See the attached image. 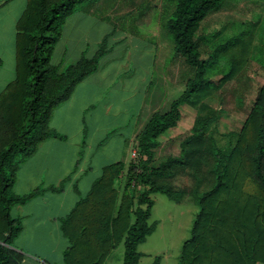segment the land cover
<instances>
[{
  "label": "trees",
  "instance_id": "16d2710c",
  "mask_svg": "<svg viewBox=\"0 0 264 264\" xmlns=\"http://www.w3.org/2000/svg\"><path fill=\"white\" fill-rule=\"evenodd\" d=\"M97 1L28 0L17 23L16 76L0 92V264H21L24 257L11 247L20 230L11 207L44 190L13 192L21 163L42 141L59 136L50 124L53 110L98 69L109 50L107 37L92 56L83 54L66 66L53 61L67 18ZM173 1L167 27L193 75L170 108L154 112L139 133L142 157L127 168L123 162L105 166L87 196L64 219L62 229L71 241L66 264H104L121 242L123 264H139L144 255L139 245L157 227V221L151 222L157 192L177 202L192 195L199 206L179 264L264 263V82L239 129L216 134L220 111L210 102L239 77L250 59L264 67V49L257 55L260 48L250 30L206 50L199 34L202 22L225 0ZM184 104L198 110L193 132L182 139L178 154L158 158L160 137L177 126ZM201 144L207 146L205 154ZM204 159L210 161L207 179L199 175L198 162ZM190 168L196 179L191 191L176 183ZM122 176L126 181L121 190ZM160 263L156 256L152 264Z\"/></svg>",
  "mask_w": 264,
  "mask_h": 264
},
{
  "label": "crops",
  "instance_id": "0c3cea01",
  "mask_svg": "<svg viewBox=\"0 0 264 264\" xmlns=\"http://www.w3.org/2000/svg\"><path fill=\"white\" fill-rule=\"evenodd\" d=\"M236 1L225 0L203 20L199 34L206 50L208 45H218L241 32H255L249 22L231 28ZM27 3L28 0H0V92L16 76L17 23ZM94 3L80 7L67 18L54 51L55 54L60 48L62 57L53 61L66 66L64 59L70 54H76V61L83 54L92 56L97 50L90 48L107 37L109 50L98 69L77 85L67 101L55 107L50 124L59 136L42 141L21 163L12 186L19 195L44 188L11 207V215L20 227L11 247L23 254L21 264H66L65 252L71 241L62 229L64 219L87 196L105 166L116 162H123L126 168L130 165L138 135L151 115L167 111L193 75L191 66L177 53L175 39L167 27L173 13L166 19L162 2L156 5L153 16L139 15L127 27L120 25L123 15H118L110 19L112 25L100 29L97 38H91L97 22ZM210 19L215 24L207 23ZM71 31L72 37L67 36L66 32ZM186 106L192 107L184 104L182 111ZM182 121L181 117L167 133L178 130ZM165 137H160V151L169 149ZM125 181V176L118 181L121 190ZM53 186L56 189H51ZM117 247L104 264H114ZM176 260L179 263V253ZM120 262L123 264V259Z\"/></svg>",
  "mask_w": 264,
  "mask_h": 264
},
{
  "label": "rangeland",
  "instance_id": "374dc122",
  "mask_svg": "<svg viewBox=\"0 0 264 264\" xmlns=\"http://www.w3.org/2000/svg\"><path fill=\"white\" fill-rule=\"evenodd\" d=\"M161 2L163 3L164 12L167 15L166 19H168V16H171L170 13L174 9L175 2L173 0L97 1L94 3L96 7L95 18L97 19L96 29L95 32H91V38H97L100 29L105 30L109 27L107 25H112V23L109 22L110 19H117L118 15H123V18L119 19L120 25L123 24V26L127 27L131 25V23H135L139 15H142V17L153 16L157 11L156 5ZM236 2L238 3L234 9V12H236L234 15L235 20L233 19L231 28L235 25L237 28H240L241 24L244 22H249L253 25L257 22L254 28L256 44L258 49L260 48L257 52L258 55L261 53V49H264V0H237ZM214 19L218 21L217 18ZM214 19H210L207 23L211 25L215 24ZM120 25L118 28H120ZM253 25H251V28H253ZM70 27L71 25H69L67 32L70 30ZM67 32V36L70 35L72 37V31L69 33ZM98 45L94 44V47L90 48V51H96L99 48ZM171 56L173 57V55ZM61 57V49L59 48L58 51L55 52L53 59L54 61H58ZM76 57V54H70L69 57H65L64 63L69 65L76 61ZM263 82L264 69L260 67V64L256 60L251 59L238 78L228 82L220 92L210 99L211 104L220 111L219 118L214 127L216 134L220 133L221 135L231 130L239 129L242 126L250 110V106L256 97L257 90ZM197 113L198 110L196 108L186 106L182 111L183 123H181L179 129L164 134V136H166L164 141L169 142L168 144L170 145L168 150L160 151L162 147L161 143L157 148L158 158H162L167 154H178L180 152L182 139L193 132V120L196 118ZM201 145L202 153L205 154L207 146L206 144ZM198 164L200 168L199 175L207 179L210 161L204 159V162H198ZM195 181L196 179L192 175L191 168L187 173L181 174L176 179V183L179 186L189 187L190 191L195 185ZM153 198L155 200V205L151 214V222L157 221L158 223L155 231L147 236L145 241L139 245V250L146 251L147 253V255H143L142 264H152L156 256L161 257L160 264H179L176 260V255L177 253L180 254L184 241L191 236L193 223L199 211V206L192 195H188L183 201L179 202L172 200L169 196L161 192L153 194ZM124 253L125 243L121 242L114 252V264H121L120 261L124 259Z\"/></svg>",
  "mask_w": 264,
  "mask_h": 264
},
{
  "label": "built area",
  "instance_id": "2783aa9c",
  "mask_svg": "<svg viewBox=\"0 0 264 264\" xmlns=\"http://www.w3.org/2000/svg\"><path fill=\"white\" fill-rule=\"evenodd\" d=\"M140 157H142V155L139 153L138 148H136L133 154V161L139 160ZM141 186L142 185H139L138 187L141 188Z\"/></svg>",
  "mask_w": 264,
  "mask_h": 264
}]
</instances>
